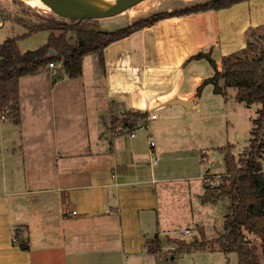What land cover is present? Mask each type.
Segmentation results:
<instances>
[{"label": "crops", "instance_id": "crops-1", "mask_svg": "<svg viewBox=\"0 0 264 264\" xmlns=\"http://www.w3.org/2000/svg\"><path fill=\"white\" fill-rule=\"evenodd\" d=\"M132 23L130 15L123 25ZM261 25L264 0H241L218 10L170 15L139 28L106 46L103 64L94 54H86L81 76L68 77L60 62L20 75V119L17 124L4 119L5 140L0 136L6 146L2 164L7 163V176L0 177V264H173L176 259L167 250L168 243L187 240L177 237L174 227L185 218L191 225L185 229L190 234L195 230L194 238L216 237L205 234V222H213L211 217L199 221V215L211 213L216 204L201 200L211 173L197 176L201 180L196 184L187 182L183 193L189 202L179 208L172 195L176 188L169 184L172 178L157 167L158 158L168 159L173 145L184 144L174 136L181 124L170 121L183 117L188 123L187 112L201 108V98L211 85L196 96V87L213 69L208 70L207 60L189 56L211 49L220 68L223 55L245 47L246 33ZM210 30V39L200 38ZM39 32L47 33L45 43L49 32ZM67 40L78 44L73 30L67 31ZM134 72L139 74L138 96L133 90ZM160 78H169L172 91L153 97L150 92L158 90ZM176 97L190 101V108L173 104L171 113L162 116L160 110L169 109L165 103ZM138 109L157 116L142 120L132 131L103 133L111 117ZM9 126L16 132L9 133ZM151 152L157 154L156 164ZM220 200L227 204V199ZM223 220L221 214L217 235L223 231ZM16 228L26 249L20 247ZM155 234L161 244L157 255L145 245ZM209 246L221 251L217 242L203 248ZM260 260L264 264V257Z\"/></svg>", "mask_w": 264, "mask_h": 264}, {"label": "trees", "instance_id": "trees-1", "mask_svg": "<svg viewBox=\"0 0 264 264\" xmlns=\"http://www.w3.org/2000/svg\"><path fill=\"white\" fill-rule=\"evenodd\" d=\"M239 1L241 0H210L185 9L156 12L112 31L101 30L95 19L91 18L82 20L67 18L66 22L49 17L45 21L29 24L22 17L12 18L7 15L5 19L23 25L25 32L0 42V116H5V119L15 124L19 122L18 79L20 75L34 74L51 62H60L68 77L81 76L86 54H94L103 64L104 48L139 28L151 26L154 21L170 15L210 8L218 10ZM263 27L264 25H261L250 29L246 33L245 47L223 55L220 68L211 55V49L205 52L200 50L188 58L205 59L213 68V74L203 79L196 87V96L201 95L206 84H212V89L217 94L225 95L227 88H234L236 101L248 107L254 104L259 107L255 111L256 117L251 120L253 127L250 132L252 135L249 139L250 143L236 156L229 150L225 151L224 176L221 177L218 185L209 183L201 196L202 203H215L222 198L227 199L223 234L210 241L202 238L198 241L194 238L188 244L183 240H170L177 245L176 250L171 251L174 257L177 253L189 252L217 242L224 255L230 252L236 253L238 264H261L259 246L248 236L254 235L260 243H264V170L262 166L264 159V32H258V28ZM69 29L75 32L77 45L67 40ZM56 30L60 33L55 34ZM39 31L49 32L47 41L34 50L22 51L18 41ZM123 114L120 126L132 131L138 128L139 121L146 119L149 113L138 109L125 111ZM14 231L17 238H22L20 247L26 249V240L21 235V231L18 228ZM145 245L150 253L157 255L161 251L159 234L147 239Z\"/></svg>", "mask_w": 264, "mask_h": 264}, {"label": "rangeland", "instance_id": "rangeland-1", "mask_svg": "<svg viewBox=\"0 0 264 264\" xmlns=\"http://www.w3.org/2000/svg\"><path fill=\"white\" fill-rule=\"evenodd\" d=\"M195 1L200 2L202 0H143L136 3L135 6L126 9L117 15L102 17L101 19H95V21L96 23L100 22L102 23V25H104L105 29L102 30L112 31L118 29L121 26H124L127 17H130V15H132L134 22L138 18L149 17L156 12H170L174 10H180L178 9L180 7L185 9V7H188L190 5L193 6ZM60 14L65 15L58 10H47L36 6L31 7L20 0H0V23L2 21L14 23L11 20L5 19L7 15L12 18H16V16L22 17L29 24H32L33 22L45 21L49 17L67 22V20H65L66 18L62 17ZM200 20L202 19H199L197 22H199ZM8 22L4 25H0V42L8 37H14L25 31V27L23 25L21 26L19 24L14 26L9 24ZM198 25L199 24H197L196 26ZM258 29L259 33L264 32V27ZM59 33V30L55 31V34ZM45 34L47 33L37 32L33 34V36L20 39L18 41L20 48L23 51L34 50L44 43ZM212 34L213 30L206 31L205 34H203L200 38H202L203 40H208L211 38ZM194 36L196 37L195 34ZM254 36L256 37V34ZM69 39L71 40L70 37ZM196 41L198 42V39H196ZM215 55H217V53ZM90 57L93 56L90 55ZM207 66L208 70L213 69L210 64H207ZM138 76L139 74H137V72H134L132 76V81L134 84L133 90L136 92V96H138V94H141L140 89L136 88L140 87ZM162 76L167 78V76ZM171 84L172 82H170L169 78L167 80H162L160 78L157 87L158 90L155 91V93L150 92V95L155 97V95L162 94L161 96H164L168 91H172L170 90ZM211 85L206 87V90L201 98V108H194L190 112H187V114L191 116L185 117V119L190 120L188 123L183 122V117L170 121V124H174L175 126L177 121L179 124H181V129L176 128L174 130V136L180 137L184 144L173 145L171 150L174 151L170 153L171 156H169L168 159L162 157L158 158L159 161L157 167L161 170H164L166 174L171 176L172 178V181L169 184L176 188V190L172 192V195H174L173 201H175V205H177L179 208L182 205L185 206L189 202L185 198L187 195L183 193L185 188L187 187V182L190 181V184H196L198 180H201L196 179L197 176L202 175V173H211L206 176V178L210 177L213 182L221 179V177L225 174V151L229 150L233 155L236 156L250 143L249 139L252 136L250 132L253 127V123L251 122V120L256 117L255 109H257L259 105L254 104L253 106L248 107L244 103H239L235 100L236 91L234 88H227L226 94L222 95L215 93ZM156 100L158 101L157 98ZM166 106L169 109L165 111L160 110L162 116L171 113L169 110L172 108L173 104L165 105V107ZM123 115L124 114H119L107 120L104 125L103 133L116 134L121 133V131H125V128L119 129L120 121ZM141 123L142 120L139 121L138 125ZM4 124H7V120L4 121L0 119V136L2 134L5 140ZM8 132L15 133L16 130L12 126H9ZM2 139H0L1 178L3 175L7 176V163L6 165L2 164L4 159V161L6 162V153H4L6 146L5 141H1ZM160 139L162 142L166 141L164 134H160ZM217 162L220 163L219 166L216 165ZM3 165H5V171L3 169ZM262 166L264 170V160H262ZM211 184L214 185V183ZM212 209L213 211L211 213L209 212V214L201 213L199 215V221L207 217H211L213 219V222L210 221L209 224L205 222L204 230L208 238L216 236L214 238H210V240H215L223 234L222 231L219 235H217V229L221 230V214L227 213V204H224V201L220 200L212 206ZM185 219L178 221L174 227H176V230L178 231L176 233L177 237H183L184 239H187L186 241H184L183 239L177 238V240H183L186 244H188L190 243V241H193L194 236L192 235V233L195 230H192L191 234L182 233L183 229L191 226L190 223ZM249 237L251 241L258 244L259 255L262 259L264 257V243H260L259 239H257L254 235H251ZM201 238L205 241H210L209 239L207 240L204 237ZM196 239L198 241L201 240L199 235L198 238L196 237ZM168 245H173L175 248L177 246L175 245V243L171 242L168 243ZM183 253L176 254V260L173 264H238L237 255L235 252H230L228 253V255H224L222 250L220 251L217 248L214 249V247L212 246H209V249L198 248L193 252V254L189 255H184ZM182 254L183 256H181Z\"/></svg>", "mask_w": 264, "mask_h": 264}, {"label": "water", "instance_id": "water-1", "mask_svg": "<svg viewBox=\"0 0 264 264\" xmlns=\"http://www.w3.org/2000/svg\"><path fill=\"white\" fill-rule=\"evenodd\" d=\"M48 3L62 9L65 15L60 14L64 18H71L75 20H82L84 18L101 19L102 17H109L119 14L120 12L129 9L136 5V3L143 0H122L117 4L101 7L100 9L90 8L82 5L75 0H45ZM57 13V12H56ZM59 14V13H58ZM179 104L182 107L190 108L191 102L181 98H172L165 103V105ZM219 162L216 165L219 166Z\"/></svg>", "mask_w": 264, "mask_h": 264}, {"label": "bare ground", "instance_id": "bare-ground-1", "mask_svg": "<svg viewBox=\"0 0 264 264\" xmlns=\"http://www.w3.org/2000/svg\"><path fill=\"white\" fill-rule=\"evenodd\" d=\"M20 1L24 2L25 4L31 7L36 6V7H41L47 10H58L65 14V12L62 9L54 6L51 3H48L45 0H20ZM75 1H77L78 3L82 5L88 6L90 8L100 9L101 7H108V6L117 4L119 1H122V0H75Z\"/></svg>", "mask_w": 264, "mask_h": 264}, {"label": "built area", "instance_id": "built-area-1", "mask_svg": "<svg viewBox=\"0 0 264 264\" xmlns=\"http://www.w3.org/2000/svg\"><path fill=\"white\" fill-rule=\"evenodd\" d=\"M55 66V63L54 62H51V63H49L48 64V67L49 68H51V67H54ZM157 116V113L155 112V113H149L148 114V116H147V119H155V117ZM0 119H5V116H3V115H1L0 116ZM122 128V126H120L119 127V129H121ZM132 136L134 135V134H131ZM151 142V146L153 147L154 146V142L153 141H150ZM151 159H152V164H156L157 163V154H155L154 152H151ZM210 177H208V179H209ZM210 183H214V185H218L219 183H220V179H218L217 181H214L213 182V180L210 178ZM71 213H75V211H72ZM182 233H184V234H190V230L189 229H185ZM13 241L15 242L16 241V239L14 238L13 239ZM167 250L169 251V252H171V251H174V250H176V248L173 246V245H170L168 248H167Z\"/></svg>", "mask_w": 264, "mask_h": 264}]
</instances>
